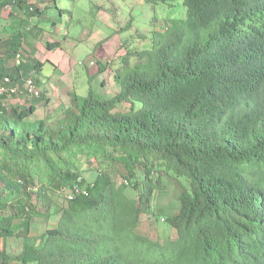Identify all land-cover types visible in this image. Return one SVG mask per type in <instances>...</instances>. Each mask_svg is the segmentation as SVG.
<instances>
[{
	"label": "trees",
	"instance_id": "obj_1",
	"mask_svg": "<svg viewBox=\"0 0 264 264\" xmlns=\"http://www.w3.org/2000/svg\"><path fill=\"white\" fill-rule=\"evenodd\" d=\"M39 1L0 0V12L22 11L20 29L40 17ZM152 1L181 2V15L144 47H126L113 98L89 89L61 117L32 120L41 95L9 107L0 96V264H264V0ZM21 30L0 58V80L18 87L44 64H16L27 54ZM58 48L47 43L45 53ZM122 103L127 112L115 108ZM80 157L107 166L87 184ZM114 164L124 171L119 185ZM162 175L181 182L180 207L154 216L151 240L140 217ZM78 178L86 195L69 200ZM37 220L53 223L33 234ZM11 237L33 245L10 255Z\"/></svg>",
	"mask_w": 264,
	"mask_h": 264
},
{
	"label": "rangeland",
	"instance_id": "obj_2",
	"mask_svg": "<svg viewBox=\"0 0 264 264\" xmlns=\"http://www.w3.org/2000/svg\"><path fill=\"white\" fill-rule=\"evenodd\" d=\"M35 1V0H32ZM40 0V17L30 23L36 25L37 37L32 35L26 49L30 52L28 63L34 58L43 62L39 72L30 74L41 92L39 112L32 120L41 117L56 119L62 111L70 107L72 98L82 102L90 89L97 99L109 100L117 92L113 79L120 58L125 54L126 47L140 49L148 44L156 30L164 28L181 15V2L175 9L173 3L163 5L152 0ZM62 11V13H60ZM37 23V24H36ZM122 29V30H121ZM29 30V29H28ZM122 31V32H119ZM60 42V48L46 57L47 43ZM4 57L0 56V58ZM46 57V58H45ZM21 59H25L22 55ZM32 59V60H31ZM92 63V65H90ZM104 67L99 72V66ZM8 99H16L22 94ZM6 99L5 104L11 106ZM48 99L45 105L44 100ZM33 101L27 99L22 103L27 105ZM46 102V100H45ZM19 102H15L18 105ZM136 106V105H135ZM127 112L129 104L122 103L115 107ZM78 161L80 174L89 184L99 169L107 166L106 162L93 158H82ZM113 164V163H112ZM111 178L119 185L124 173L122 167L114 164L109 172ZM141 174V173H140ZM163 190L157 192L153 209L146 215H141L139 233L151 240H157L158 225L156 218L176 215L179 211L178 197L182 186L179 180L172 176L162 175ZM129 197L135 196V191H126ZM54 195V200L61 206L65 201ZM55 220V218L51 219ZM33 234L41 233L47 225L43 220H37ZM165 227L161 228L163 230ZM33 239L23 242L20 237L5 240V251L10 255L22 252L24 247L31 248Z\"/></svg>",
	"mask_w": 264,
	"mask_h": 264
},
{
	"label": "crops",
	"instance_id": "obj_3",
	"mask_svg": "<svg viewBox=\"0 0 264 264\" xmlns=\"http://www.w3.org/2000/svg\"><path fill=\"white\" fill-rule=\"evenodd\" d=\"M33 2L34 1L31 0V3H33ZM10 6L11 5L6 6L0 12V56L4 55V50L6 48L5 45L11 39V36L15 35L18 30L22 29L21 31L25 30V35L23 36L21 48H24L26 53H27L26 55L24 54L25 59L24 60L22 59V62L28 63V61H30V60L29 59L27 60V58H29L30 52L27 51L26 45L29 44L32 35H34L33 37H36L35 36L36 33L35 34L32 33L36 29H33V31H32V27L30 26V24L27 25L26 23H24V25H23L24 27H21L20 29H18L19 25L22 26V24H23L21 22V20L23 19V15H22L23 12L22 11H13L12 7H10ZM36 7L40 10V7H38V6H36ZM55 8H57L56 3H55ZM31 22H33V21H31ZM28 29H30V31H28ZM53 52H56V50ZM53 52L46 53V57ZM52 55L53 54H51L50 56H52ZM3 67L9 68L10 70H13V68H12L13 62L12 61L6 62ZM18 96H20V95H18ZM22 100L20 99V97H17L16 99H8L7 101H9L11 103V106H23L24 104L22 103ZM15 102H19L18 105H16ZM36 113L39 114L38 111ZM39 118H41V116Z\"/></svg>",
	"mask_w": 264,
	"mask_h": 264
},
{
	"label": "built area",
	"instance_id": "obj_4",
	"mask_svg": "<svg viewBox=\"0 0 264 264\" xmlns=\"http://www.w3.org/2000/svg\"><path fill=\"white\" fill-rule=\"evenodd\" d=\"M23 53L19 52L16 56V64L21 62ZM92 65V63L90 64ZM11 82H13L9 77L3 78L0 80V96H5L7 99L15 97L18 93L21 92L23 96V100L27 99L29 101H33L40 97L41 92L34 83V81L30 78L23 79V84L21 87L17 85L12 86ZM82 178H78L77 182L74 183L73 189L70 191L68 195L69 200H74L77 195H86L85 188L81 187Z\"/></svg>",
	"mask_w": 264,
	"mask_h": 264
},
{
	"label": "clouds",
	"instance_id": "obj_5",
	"mask_svg": "<svg viewBox=\"0 0 264 264\" xmlns=\"http://www.w3.org/2000/svg\"><path fill=\"white\" fill-rule=\"evenodd\" d=\"M30 22H31V21H30ZM28 31H30V29H29ZM21 62H22V59H21Z\"/></svg>",
	"mask_w": 264,
	"mask_h": 264
}]
</instances>
